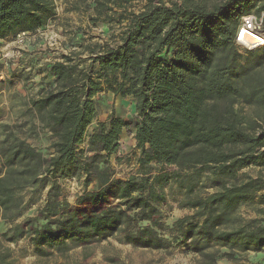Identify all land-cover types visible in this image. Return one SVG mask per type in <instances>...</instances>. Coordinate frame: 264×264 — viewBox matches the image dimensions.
<instances>
[{
    "label": "trees",
    "instance_id": "1",
    "mask_svg": "<svg viewBox=\"0 0 264 264\" xmlns=\"http://www.w3.org/2000/svg\"><path fill=\"white\" fill-rule=\"evenodd\" d=\"M134 1L93 0L91 21L121 29L115 43L70 50L39 73L40 86L50 82L28 104L55 137L54 155L44 159L21 142L0 147V219L8 224L0 264L11 259L7 245L21 240L40 258L110 236L138 249L179 248L206 264H215L220 249L228 258L264 251V210L249 221L236 216L257 197L264 207V180L238 178L249 166L264 167V130L235 108L252 99L264 108V81L250 77L264 62V46L247 52L234 44L240 18L264 11V0H222L212 9L144 0L137 13L128 7ZM54 2L0 0V40L46 26ZM101 93L130 98L135 116L110 114L88 133ZM130 129L137 169L116 179L109 158ZM75 174L83 190L69 204L57 179ZM45 188L37 215L17 222ZM173 188L177 207L191 214L168 225L162 209Z\"/></svg>",
    "mask_w": 264,
    "mask_h": 264
},
{
    "label": "rangeland",
    "instance_id": "2",
    "mask_svg": "<svg viewBox=\"0 0 264 264\" xmlns=\"http://www.w3.org/2000/svg\"><path fill=\"white\" fill-rule=\"evenodd\" d=\"M158 1L166 5H169V2L178 4L181 2L154 0V3ZM193 2L206 9H212L222 0H193ZM144 4V0H137L128 7L137 13ZM54 6L55 17L34 34H19L15 38L0 40V147L12 142H21L41 154L44 159L54 155L53 144L56 141L52 133L38 122L28 104V99L37 96L41 86L50 82L47 78L40 86L39 82L44 74L39 73L46 65L59 60L61 54H67L70 50L81 52L88 44L112 46L121 31L115 25L91 21L93 0H55ZM116 11V9L112 10V12ZM251 14L258 17L264 15V11L258 13L255 10ZM250 77L251 81L253 79L264 81V62L250 72ZM95 100L98 105V116L89 127L88 133L95 127L96 122L105 121L110 114L125 121L132 120L135 116L134 101L130 98L120 99L111 94L101 93L95 97ZM253 100L249 101L250 104L239 101L235 108L251 127L264 130V108ZM118 146L117 153L109 158V163L114 178L125 179L137 169L138 152L134 148L132 129L123 132ZM245 177H260L264 180V167L249 166L242 169L238 178L242 180ZM57 183L62 197L66 198L69 204H73L75 197L83 190V179L80 174L57 179ZM96 185L95 180L87 190L94 189ZM29 191L27 189L21 192L23 198H28ZM46 192L47 188L33 196V202L27 205L17 222H24L37 215V210L44 204ZM166 194L168 195L166 205L162 209L166 224L170 225L175 220L191 214L190 211L177 207L180 197L174 188L166 189ZM259 202L257 197L253 203L241 205L236 216L243 221L259 218V211L264 210ZM7 229L8 224L0 219V234ZM7 246L12 251L8 264H206L208 262L198 255L186 254L179 248L153 251L119 244L114 236L82 247L69 246L62 252L52 251L46 258L34 256L26 240ZM218 251L215 264H264V251L245 255L235 253L231 258L223 256L227 252L225 249Z\"/></svg>",
    "mask_w": 264,
    "mask_h": 264
},
{
    "label": "built area",
    "instance_id": "3",
    "mask_svg": "<svg viewBox=\"0 0 264 264\" xmlns=\"http://www.w3.org/2000/svg\"><path fill=\"white\" fill-rule=\"evenodd\" d=\"M234 44L240 51L251 52L264 46V15L240 18Z\"/></svg>",
    "mask_w": 264,
    "mask_h": 264
}]
</instances>
